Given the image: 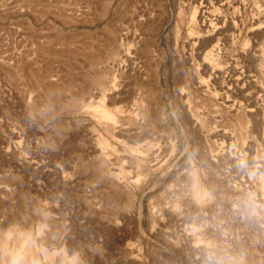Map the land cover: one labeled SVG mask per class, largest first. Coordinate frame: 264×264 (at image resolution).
Here are the masks:
<instances>
[{"label":"rangeland","instance_id":"374dc122","mask_svg":"<svg viewBox=\"0 0 264 264\" xmlns=\"http://www.w3.org/2000/svg\"><path fill=\"white\" fill-rule=\"evenodd\" d=\"M201 1L0 0V264H264V0Z\"/></svg>","mask_w":264,"mask_h":264},{"label":"bare ground","instance_id":"6f19581e","mask_svg":"<svg viewBox=\"0 0 264 264\" xmlns=\"http://www.w3.org/2000/svg\"><path fill=\"white\" fill-rule=\"evenodd\" d=\"M201 1V0H200ZM204 1V0H203ZM227 1V0H226ZM202 2V1H201ZM224 2V1H223ZM232 2L234 3V4H239L241 1L240 0H232ZM207 3V5H205V10L206 11H208V16L206 17V16H203L204 15V12H206L205 10H203V11H201L200 12V16H198V17H201L202 19L201 20H203L202 21V24H204L205 25V27L206 28H204V29H208V30H210V31H212V33H218V31H219V33L221 32L220 30H222V28L220 27V30H219V26H218V19H219V17H218V14L216 15V14H213V12L211 13V11L213 10V5H212V3H210V2H206ZM226 3V2H225ZM231 3V2H230ZM231 5V4H230ZM204 6V5H203ZM211 9V10H209V8ZM234 7V6H233ZM239 6H237V8H238ZM224 8H226V7H224ZM235 8V7H234ZM241 8V7H240ZM221 10H222V8H220ZM227 9V8H226ZM230 9H231V7H230ZM199 14V13H198ZM203 17H204V19H203ZM221 18V17H220ZM229 22V21H228ZM234 22V21H233ZM201 23V22H200ZM233 24V23H232ZM221 25V24H220ZM231 26V25H230ZM233 26V25H232ZM235 26V25H234ZM238 26V25H237ZM224 32V31H223ZM218 35V34H217ZM226 39V38H225ZM223 40V39H222ZM226 41V40H225ZM230 69V71L231 72H234V73H236V66L235 65H231V67L229 68ZM218 70L219 69H217V68H213L211 71H212V73L214 74V73H217L218 72ZM230 81V80H229ZM230 83V85H231V87H233V89H234V87H237L238 85H240L241 83H240V80H239V78L237 77L236 79H232L231 78V81L229 82ZM230 87V86H229ZM230 87V88H231ZM228 88V87H227ZM235 90H236V88H235ZM235 90H233V91H235ZM237 90H238V87H237ZM232 91V92H233ZM230 94V93H229ZM247 98V97H246ZM251 98V97H250ZM248 99V98H247ZM228 101V100H227ZM234 101V100H233ZM235 103V102H234ZM103 118V117H102ZM104 118H107V117H104ZM112 118V117H111ZM19 259V258H18ZM74 262L76 261V260H73Z\"/></svg>","mask_w":264,"mask_h":264}]
</instances>
